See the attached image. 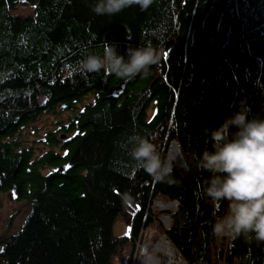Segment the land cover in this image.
<instances>
[{
  "label": "trees",
  "instance_id": "obj_1",
  "mask_svg": "<svg viewBox=\"0 0 264 264\" xmlns=\"http://www.w3.org/2000/svg\"><path fill=\"white\" fill-rule=\"evenodd\" d=\"M94 2L0 0V193L12 189L30 203L21 227L0 237V264H113L153 222L158 196L178 201L164 233L184 264H264V243L212 235L227 203L217 209L203 195L210 174L197 168L211 150L208 132L240 100L264 118V0H155L114 16L94 14ZM19 3L31 12L13 13ZM156 29L164 31L163 57L146 78L66 71L88 53L102 55L105 42L120 54L160 44ZM88 94L92 102L46 132L49 149L33 157L15 138L40 113L70 109ZM132 134L149 137L161 155L175 140L185 173L172 167L169 184L135 167L123 147ZM117 219L130 236L113 233Z\"/></svg>",
  "mask_w": 264,
  "mask_h": 264
},
{
  "label": "clouds",
  "instance_id": "obj_2",
  "mask_svg": "<svg viewBox=\"0 0 264 264\" xmlns=\"http://www.w3.org/2000/svg\"><path fill=\"white\" fill-rule=\"evenodd\" d=\"M155 0H95L91 10L99 16H114L132 6L141 11L149 9ZM152 36L160 41L143 46L128 45L124 54L118 52L115 42L103 44V53H88L73 68L74 73L113 75L132 80L147 77L153 66L163 57L162 29L153 30ZM209 129L206 128V131ZM211 150L205 148L197 157V168L210 174L203 186V195L219 209L227 203L224 215L215 219L211 232L216 238L264 243V118L251 115L247 101L239 102V109L226 117L218 127L208 132ZM134 166L143 169L155 181L173 183L172 164L162 158L155 143L140 134H132L124 142Z\"/></svg>",
  "mask_w": 264,
  "mask_h": 264
},
{
  "label": "rangeland",
  "instance_id": "obj_3",
  "mask_svg": "<svg viewBox=\"0 0 264 264\" xmlns=\"http://www.w3.org/2000/svg\"><path fill=\"white\" fill-rule=\"evenodd\" d=\"M31 12V7L25 3H19L13 10V13L28 14ZM34 99L37 105L44 106L46 98L43 94L35 93ZM93 97L88 94L82 101L77 103L74 107L66 109L64 106L56 105L53 110L42 112L36 116V118L30 122L25 123L18 128L15 138H18L21 144L30 146L33 151V157L39 155L43 151L49 149L48 144L45 142V134L49 130L56 131L61 123H67L70 117L74 115L75 109H80L86 102H92ZM153 112L152 107L147 109L148 117ZM58 131V130H57ZM56 131V132H57ZM59 141H62L60 133L57 134ZM169 145V144H168ZM168 145L161 146L163 153L162 158L166 159L168 155ZM171 147V146H170ZM169 147V148H170ZM179 148V147H178ZM54 150H58L57 146H54ZM180 150V149H179ZM181 153V152H180ZM184 159V158H183ZM176 160V157H175ZM177 165L179 163L176 161ZM186 163V161H185ZM183 175L182 172L175 164H172ZM50 169L44 168L43 172L46 173ZM187 170V169H186ZM159 204V205H158ZM177 200H165L163 197L158 196L150 204V211L153 215V222L143 229H141L137 239L133 244L127 242L123 245L122 249L118 251L117 256L113 259V264H139L142 254V246L147 245L148 251L152 252L153 246L162 238L165 239L170 245V241L167 239L164 231L169 227L171 222L170 215L177 210ZM30 210V203L27 200H17L12 189L0 193V237L16 232L22 225L25 216ZM132 209L129 210L130 215L134 214ZM170 218L166 219L167 217ZM123 218V216H122ZM159 222H161L160 225ZM162 226V227H161ZM129 227L120 219H117L113 225V233L115 235L125 234L127 237L130 236ZM173 248L175 264H184V261L179 257L175 248ZM156 256L163 259L164 254L161 251H157Z\"/></svg>",
  "mask_w": 264,
  "mask_h": 264
},
{
  "label": "bare ground",
  "instance_id": "obj_4",
  "mask_svg": "<svg viewBox=\"0 0 264 264\" xmlns=\"http://www.w3.org/2000/svg\"><path fill=\"white\" fill-rule=\"evenodd\" d=\"M166 160L169 161L171 164H175L182 172H184L179 165H177L175 160V155L172 147L169 148L168 155L166 157ZM159 205V204H158ZM142 254H141V259L139 261V264H175L174 259V253H173V248L172 245H170L165 239L159 240L154 246L152 252L148 251L147 245L144 244L142 246ZM161 251L164 256L163 259L159 258L156 256V252Z\"/></svg>",
  "mask_w": 264,
  "mask_h": 264
},
{
  "label": "water",
  "instance_id": "obj_5",
  "mask_svg": "<svg viewBox=\"0 0 264 264\" xmlns=\"http://www.w3.org/2000/svg\"><path fill=\"white\" fill-rule=\"evenodd\" d=\"M115 90H116V87H114V88H111L110 90H109V92L107 93V97H111V96H115ZM172 147V149H173V151H174V155H175V157L177 158V162L179 163V165L183 168V169H187V165H186V163H185V160L183 159V157H182V155H181V153H180V150H179V148H178V145H177V142L175 141V140H171L170 142H169V145H168V149H169V147ZM165 217H167V216H165ZM166 219H169V221H170V218H166ZM166 239V238H165Z\"/></svg>",
  "mask_w": 264,
  "mask_h": 264
},
{
  "label": "snow or ice",
  "instance_id": "obj_6",
  "mask_svg": "<svg viewBox=\"0 0 264 264\" xmlns=\"http://www.w3.org/2000/svg\"><path fill=\"white\" fill-rule=\"evenodd\" d=\"M0 251H2V250H0Z\"/></svg>",
  "mask_w": 264,
  "mask_h": 264
}]
</instances>
